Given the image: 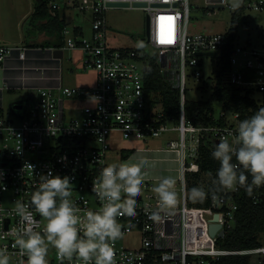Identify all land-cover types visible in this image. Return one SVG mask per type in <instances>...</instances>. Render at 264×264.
I'll use <instances>...</instances> for the list:
<instances>
[{
	"label": "built area",
	"instance_id": "built-area-1",
	"mask_svg": "<svg viewBox=\"0 0 264 264\" xmlns=\"http://www.w3.org/2000/svg\"><path fill=\"white\" fill-rule=\"evenodd\" d=\"M213 4L230 6L224 1ZM48 5L51 12L72 7L90 11V32L86 33L80 25L66 24L62 30V49L81 50L83 66L95 72V80L87 86L37 88L26 113L19 119L0 112V248H7L10 264L27 261L13 247L14 239L9 235L13 228L24 223L15 211V202H30L31 194L39 187L41 174L51 171L53 175L71 177L74 185L71 199L81 215L87 210L99 209L100 202L92 192L93 181L108 165L110 139L116 132L125 139L148 140L169 130L177 131L178 138L170 139L164 150L176 154L179 171L178 177H173L177 194L175 207L169 212H160L161 219L153 220L152 214L159 210L153 188L159 181L142 169V194L135 198L136 215L117 217L122 225V238L138 234L140 241L133 246L123 243L122 238L115 241L116 264H215L226 255L264 252V246L242 250L222 248L217 245L218 238L207 241L203 225L196 231L191 229L194 214L208 211H194L189 200V174L200 171L199 146L207 138L216 142L222 138L234 141L242 120L239 112L223 107L217 118H224L225 125H195L187 120L186 80L191 77L196 82L215 77V82L210 83L212 91L215 90L220 70L218 60L228 44L230 28L224 32H188L190 0H93L90 4L49 0ZM120 8H139L146 12L149 28L140 47H116L109 43L106 13ZM241 8L240 16L247 10L264 14V0H243L238 10ZM238 39L239 30L232 42L231 68L223 74V83L235 85L244 92L264 90V42L259 47L251 40L240 45ZM144 45L153 47L156 54L148 55ZM14 49L20 51V57L25 56L24 47L0 43V63ZM150 56H157L161 71L179 89L178 118L165 112L160 93L156 96L146 89L144 71ZM205 59L215 66L207 79L203 70ZM205 86L203 82L198 88ZM80 98H88L90 102L82 108H73L71 112H78L77 115H69L65 101ZM173 121L176 125L170 127ZM25 164L33 165V170ZM238 190H224L216 194L217 199L211 195L210 208L223 213L225 229L235 224ZM29 211L38 222L35 230L42 232L45 221L33 208ZM49 261L60 264L56 253Z\"/></svg>",
	"mask_w": 264,
	"mask_h": 264
},
{
	"label": "clouds",
	"instance_id": "clouds-1",
	"mask_svg": "<svg viewBox=\"0 0 264 264\" xmlns=\"http://www.w3.org/2000/svg\"><path fill=\"white\" fill-rule=\"evenodd\" d=\"M242 3L243 0H231L230 7L235 12ZM211 155L220 165L213 187L208 191L193 187L194 197L204 200L211 192L213 199H217L218 192L239 188L251 197L254 189L264 186V107L239 123L234 141L222 138ZM142 163V160L140 163L124 161L103 167L92 186L100 207L83 215L71 199L74 187L71 177L53 175L51 171L41 174L39 187L31 194L30 202H15V211L24 223L9 233L14 239L13 247L19 249L21 256H26V264H48L50 247L56 250L60 264L65 261L73 264L74 260L76 264H116L113 245L123 236L117 217L136 215L135 198L142 194ZM25 167L34 168L31 164ZM157 179L159 182L153 191L158 197L159 210L152 214L153 220L161 219L160 212H169L177 203L174 178ZM29 208L45 221L42 232L35 230L38 222ZM0 264H10L7 248H0Z\"/></svg>",
	"mask_w": 264,
	"mask_h": 264
},
{
	"label": "rangeland",
	"instance_id": "rangeland-1",
	"mask_svg": "<svg viewBox=\"0 0 264 264\" xmlns=\"http://www.w3.org/2000/svg\"><path fill=\"white\" fill-rule=\"evenodd\" d=\"M37 0H0V14L3 19L10 17L13 21L10 35H18V33H25V35H33L39 31L35 20L31 16L21 20L20 25L17 21L27 10L35 6ZM79 2L92 3L93 0H77ZM224 1L227 4L231 0H190L191 16L189 19L188 32H224L228 30L233 21L234 11L230 6L224 5L222 7L211 6L214 2ZM14 5H17L16 8ZM1 11V10H0ZM31 12V10L29 11ZM66 12V23L68 26L80 25L84 28L86 33L90 32L92 15L90 11H83L77 7L68 8ZM108 23V39L109 43L116 47H140L147 37V15L146 12L139 8H120L110 9L106 13ZM9 30V29H8ZM248 40L258 47L264 42V14H259L252 10H247L245 14L240 16L239 22V39L240 45H245ZM144 50L148 55L156 54V50L150 45H144ZM83 52L81 50H64L63 62V85L70 86H87L91 85L95 79V72L92 69H85L83 66ZM215 68L213 64L205 59L203 70L205 71V79L210 75V71ZM205 83V88L199 87V84ZM215 82V77L202 81H194L191 77L186 80L185 97L188 100L208 99L212 92L210 83ZM256 100L264 104V90L255 92ZM88 98H80L76 100H66L65 106L70 110L69 115H77L78 112L72 113L73 108H82L88 104ZM216 114L220 113L221 103L216 102ZM159 106V105H158ZM8 114V113H6ZM13 118L19 119L16 112H11ZM176 125V122H170L169 126ZM178 133L175 130H169L159 137H153L148 140L125 139L116 132L110 139L111 150L107 154V162L120 163L129 161L131 163H140L145 155L154 152L156 149H166L170 139H177ZM165 165L166 167H174L175 163H159V167ZM148 167V166H147ZM158 168V164L155 166ZM176 168V166L174 167ZM146 169L141 165V170ZM158 170V169H157ZM179 171L175 177H178ZM169 175L165 176L168 177ZM194 200L196 197H192ZM190 200V197H189ZM193 200V201H194ZM190 206L194 211H199V208ZM203 225L206 229V239L208 242H213L216 238L223 235L225 231L224 215L219 210L199 211L198 215L194 214V219H191V229L196 231L199 226ZM260 240L264 241V233L259 235ZM127 245L133 246L139 243L140 236L138 234H129L121 239ZM56 253L54 248H49L47 256L48 264L50 258ZM252 264H264V252H257L251 254Z\"/></svg>",
	"mask_w": 264,
	"mask_h": 264
},
{
	"label": "trees",
	"instance_id": "trees-1",
	"mask_svg": "<svg viewBox=\"0 0 264 264\" xmlns=\"http://www.w3.org/2000/svg\"><path fill=\"white\" fill-rule=\"evenodd\" d=\"M49 0H39L36 8V18L47 17L49 23L56 22L57 30L61 31L64 27L63 19L60 20V13L50 11ZM242 8L233 14V21L227 34L228 44L219 57L218 64L220 70L217 76V86L208 99L186 100L185 116L187 120L195 125H225L224 118H217L216 102L221 103V108L232 112H239L240 119L244 120L255 114L264 104L259 103L255 98V91L249 89L246 92L242 88L229 83H223L222 76L231 67L229 59L231 56L232 42L239 30L240 14ZM49 45V44H47ZM145 85L149 92H154L157 96L161 94L164 110L174 118L179 117L180 92L174 82L168 81L161 67L157 62V56L149 57V65L144 71ZM219 142L209 138L202 141L199 146V158L197 159L200 171L189 174L188 185L190 190V201L192 205L199 209L210 208L211 192L206 199L200 200L192 198L193 187H203L206 191L213 187L212 181L216 178L219 162L212 158V151ZM235 163V157L233 158ZM251 176L249 175V181ZM223 192V191H221ZM218 192V193H221ZM238 208L235 212V224L231 228L225 229L223 235L217 239V245L226 249H252L264 246L259 238L264 233V186L254 189L253 195L249 197L243 188H239L236 194ZM194 200V201H193ZM215 264H252L251 254H232L222 257Z\"/></svg>",
	"mask_w": 264,
	"mask_h": 264
},
{
	"label": "crops",
	"instance_id": "crops-1",
	"mask_svg": "<svg viewBox=\"0 0 264 264\" xmlns=\"http://www.w3.org/2000/svg\"><path fill=\"white\" fill-rule=\"evenodd\" d=\"M30 10H27L18 19V25L22 19L28 16L35 20V25L38 26L39 31L33 35H25V33H18V35H10L13 21L10 17L3 19L0 15V43L16 45L25 48V56L20 57V51L14 49L6 59L0 63V112L9 117L11 112L24 115L28 108V102L34 95V92L39 87H54L63 85V62L64 56V36L61 31L57 30V23H49L47 17H38L36 12L37 4ZM16 8L17 5H14ZM0 14L2 9H0ZM59 11L60 20L63 19L64 26L66 23L65 8ZM55 14V12H52ZM9 29V30H8ZM49 44V45H47ZM61 48L63 50L62 57L54 56V50ZM95 80V79H94ZM19 107V108H16ZM8 113V114H6ZM145 174L152 177H165L167 175L174 177L178 173L177 157L174 152L166 151L164 148L156 149L143 158ZM175 163L176 168L166 167L159 163ZM158 164V168L155 166ZM148 166V167H147ZM158 169V170H157ZM142 171V170H141Z\"/></svg>",
	"mask_w": 264,
	"mask_h": 264
},
{
	"label": "water",
	"instance_id": "water-1",
	"mask_svg": "<svg viewBox=\"0 0 264 264\" xmlns=\"http://www.w3.org/2000/svg\"><path fill=\"white\" fill-rule=\"evenodd\" d=\"M211 6H213V7H221L222 5H220V4H212ZM148 28H149V22L147 20V29ZM209 54L215 55V52H211ZM198 55H202V52H199ZM54 56H56V57H62L63 56V50L61 48H56L54 50ZM16 108H19V107H16ZM218 142H220V141H218Z\"/></svg>",
	"mask_w": 264,
	"mask_h": 264
}]
</instances>
